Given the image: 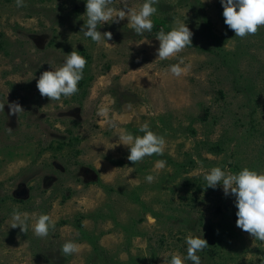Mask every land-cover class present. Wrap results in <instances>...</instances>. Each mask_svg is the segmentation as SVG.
Segmentation results:
<instances>
[{
    "label": "rangeland",
    "instance_id": "obj_1",
    "mask_svg": "<svg viewBox=\"0 0 264 264\" xmlns=\"http://www.w3.org/2000/svg\"><path fill=\"white\" fill-rule=\"evenodd\" d=\"M155 7L151 32L136 34L126 17L101 25L109 46L83 35L85 0H0V264H167L186 254L189 231L209 244L201 264H264V241L235 223L234 196L203 175L216 165L264 172V25L236 36L220 0ZM181 22L192 46L160 59L156 31ZM72 50L87 61L79 91L42 96L39 75ZM180 58L188 70L176 77L167 69ZM13 101L24 111L8 116ZM146 121L164 151L134 164L115 142L124 129L142 135ZM14 209L30 214L26 232L10 226ZM41 213L55 220L44 237L32 229ZM66 240L79 251L64 255Z\"/></svg>",
    "mask_w": 264,
    "mask_h": 264
},
{
    "label": "clouds",
    "instance_id": "obj_2",
    "mask_svg": "<svg viewBox=\"0 0 264 264\" xmlns=\"http://www.w3.org/2000/svg\"><path fill=\"white\" fill-rule=\"evenodd\" d=\"M16 3L17 6H22L23 0H16ZM111 3L112 0H85L84 14L87 19L81 28L85 37L93 42L110 46L108 41L112 39V33L110 31L102 33L98 28L104 23H119L125 17L136 34L152 31L151 17L157 11L156 0H143L138 9L129 7L124 0H121L122 6L118 8L110 6ZM220 4L223 8L224 23L234 30L236 36L245 37L253 34L258 30V26L264 25V0H220ZM192 35V31L185 22L178 23L167 32L160 29L155 34L159 41V46L155 50L157 57L163 60L176 55L186 46H192ZM86 63L85 57L78 50H72L65 56L60 67L55 70H45L39 75L36 80L39 93L54 101H59L61 97H71L79 91L78 82L83 78ZM187 70L188 66L183 64V58H180L177 63L170 64L167 69L176 77L186 73ZM4 106L5 103H0V111H4ZM23 111L18 102H8V116L17 115ZM108 112L107 107L98 110L99 115L106 118ZM106 122L110 121L106 120ZM139 131L143 134L136 135L124 129L119 133L118 140L115 142L128 147L127 159L134 164L146 156L162 155L165 145L164 137L154 132L147 121L140 125ZM166 165L167 162L163 159L155 162L157 169H164ZM98 167H100L99 163ZM132 171L133 168L129 167L128 174ZM203 175L207 186L215 189L218 185H222L226 196L229 194L234 196L237 227L251 234L255 239L264 241V172L249 167H242L232 172L216 165L205 170ZM154 179L152 174L145 176L148 182ZM29 218L28 212L14 209L11 213L10 226L13 228L18 226L21 231L26 232ZM54 226L55 220L49 214L41 213L35 216L32 229L36 236L44 237ZM185 245L186 254L170 253L167 264H201V257L198 253L209 246L203 235H193L189 231V234L185 236ZM79 249L80 245L76 241L66 240L60 251L67 256L78 252Z\"/></svg>",
    "mask_w": 264,
    "mask_h": 264
},
{
    "label": "trees",
    "instance_id": "obj_3",
    "mask_svg": "<svg viewBox=\"0 0 264 264\" xmlns=\"http://www.w3.org/2000/svg\"><path fill=\"white\" fill-rule=\"evenodd\" d=\"M158 31H159V30H157L156 33H157ZM164 31H165V30H164ZM166 32H167V31H166ZM156 33H155V34H156ZM154 36H155V35H154Z\"/></svg>",
    "mask_w": 264,
    "mask_h": 264
}]
</instances>
